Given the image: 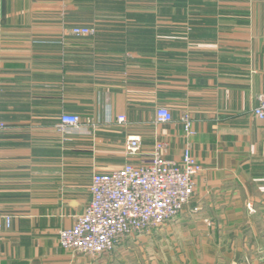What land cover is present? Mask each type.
I'll return each instance as SVG.
<instances>
[{
	"label": "crops",
	"instance_id": "0c3cea01",
	"mask_svg": "<svg viewBox=\"0 0 264 264\" xmlns=\"http://www.w3.org/2000/svg\"><path fill=\"white\" fill-rule=\"evenodd\" d=\"M261 97L264 0H0V204L14 215L0 264H264ZM160 106L172 122H156ZM184 112L203 166L184 212L110 255L62 248L93 173L128 161V136L181 159ZM63 113L80 127L61 134Z\"/></svg>",
	"mask_w": 264,
	"mask_h": 264
},
{
	"label": "built area",
	"instance_id": "2783aa9c",
	"mask_svg": "<svg viewBox=\"0 0 264 264\" xmlns=\"http://www.w3.org/2000/svg\"><path fill=\"white\" fill-rule=\"evenodd\" d=\"M70 32L77 37H90L97 30L94 26H74ZM253 115L264 120V97L253 108ZM117 120L125 123L126 117L120 115ZM155 120L159 124L170 123L174 120L173 112L160 106ZM181 122L185 147L180 160L166 157L170 147L166 141H156L151 153L146 154L140 135L127 137L128 161L112 171L93 173L85 211L73 226L59 231L62 248L84 258L110 255L129 240L160 231L184 212L196 194V177L203 166L191 152L190 137L194 134L191 114L184 112ZM80 124L78 114L63 113L58 131L67 134ZM4 127L0 119V130ZM13 223L14 215L0 204V237Z\"/></svg>",
	"mask_w": 264,
	"mask_h": 264
},
{
	"label": "rangeland",
	"instance_id": "374dc122",
	"mask_svg": "<svg viewBox=\"0 0 264 264\" xmlns=\"http://www.w3.org/2000/svg\"><path fill=\"white\" fill-rule=\"evenodd\" d=\"M171 223H172V221H171V222H168V224H171ZM163 229H165V226L162 227L161 231H162ZM158 231H159V230H158Z\"/></svg>",
	"mask_w": 264,
	"mask_h": 264
}]
</instances>
